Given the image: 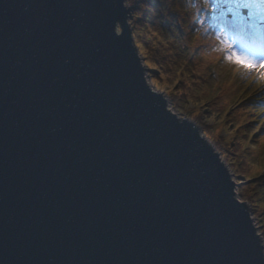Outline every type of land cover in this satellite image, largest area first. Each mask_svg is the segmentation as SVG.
Segmentation results:
<instances>
[{
	"label": "water",
	"instance_id": "95a60500",
	"mask_svg": "<svg viewBox=\"0 0 264 264\" xmlns=\"http://www.w3.org/2000/svg\"><path fill=\"white\" fill-rule=\"evenodd\" d=\"M125 0H0V264H264L238 183L145 79Z\"/></svg>",
	"mask_w": 264,
	"mask_h": 264
},
{
	"label": "trees",
	"instance_id": "16d2710c",
	"mask_svg": "<svg viewBox=\"0 0 264 264\" xmlns=\"http://www.w3.org/2000/svg\"><path fill=\"white\" fill-rule=\"evenodd\" d=\"M126 4L146 70L166 89L175 109L201 127L239 181L240 199L264 220V140H257L256 129L264 121L263 97L249 91L254 82L212 79L229 39L260 48L262 36H246L239 26H232L226 5L217 7L224 0H126ZM205 120L212 123L206 125Z\"/></svg>",
	"mask_w": 264,
	"mask_h": 264
},
{
	"label": "rangeland",
	"instance_id": "374dc122",
	"mask_svg": "<svg viewBox=\"0 0 264 264\" xmlns=\"http://www.w3.org/2000/svg\"><path fill=\"white\" fill-rule=\"evenodd\" d=\"M125 5L127 7H129L126 4V0H125ZM129 15H130V18H129V24H130L131 18H132L131 9H130ZM262 24H264V20H261L259 17H257V25L261 26ZM178 43H179V40H178ZM228 43H232L233 44V50H235V51L245 52L246 50H259V55L260 56H264V51H262L261 49L254 48L252 45L247 44L245 41L239 42V43H234V41L229 40V41H227V44ZM134 45H135V43H134ZM181 46H182L183 50L189 51V49H187L183 44ZM226 46L227 45H225V47ZM222 49H223V46H222ZM138 53L141 56L139 50H138ZM247 54L252 56V58H254V59L257 58L256 56H253L252 51H248ZM225 57H226V54L223 56L222 60L220 61L219 66L215 70V74L213 75L212 79L214 81H216L217 79H220V80L235 79L239 83L254 82V85L249 89V91H254V93L260 94V96L263 97V101H264V71L249 70V69L245 68L244 66H242L240 64H237L235 62H231V61L227 60ZM141 58H142V56H141ZM142 60H143V58H142ZM142 63H143V66L145 68H147V66L145 65L144 60H143ZM146 72L147 73L145 74V79H146L147 84L150 87H152L153 90H155L157 92H161V93H163L165 95V97L167 99V106L171 110V112H173L178 118H187V119L191 120L187 116L181 115L180 112L175 109L176 107L173 106L169 96L167 95V91L163 87V85L159 84L157 81H156L157 82L156 84H153V81H155V79L153 78L151 72L147 71V70H146ZM189 108H191V106H189ZM191 121L194 124H196L201 129V127L197 123H195V121H193V120H191ZM204 122H205L206 125H208V124L210 125L212 123V120H205ZM256 129H257V133H258L257 140L258 139L259 140H264V121H263V119H261L260 123L257 124ZM201 131H202V134L204 135L202 129H201ZM222 135H224V132H222ZM205 138L210 142V140L206 136H205ZM223 162H224V160H223ZM229 171L231 172L230 169H229ZM231 174L233 176V180L236 183H238L239 181H237V179H235V177H234L232 172H231ZM238 187L239 186H237V188L235 190L236 196H237V198L240 201L243 202V200H241L240 197H239ZM249 211H250V217L253 220L254 226L257 228V233L261 237L262 245L264 247V220L260 221V219H259L260 216L257 218V216H255L253 211H251L250 209H249ZM263 252H264V249H263Z\"/></svg>",
	"mask_w": 264,
	"mask_h": 264
},
{
	"label": "snow or ice",
	"instance_id": "6c2138e0",
	"mask_svg": "<svg viewBox=\"0 0 264 264\" xmlns=\"http://www.w3.org/2000/svg\"><path fill=\"white\" fill-rule=\"evenodd\" d=\"M226 5V11L232 16L231 25L239 26L240 29H247L248 31L255 34L258 31L257 28V17L264 20V0H224V4L217 5V7H224ZM204 7H208L207 4ZM223 15V12L221 13ZM264 28V24L260 26ZM224 29L221 28L217 34L219 35ZM223 39V36L221 37ZM252 51V58L247 52ZM226 59L244 66L249 70H260L264 71V56L259 55V50H246L245 52H239L233 50V44L228 43L226 48ZM152 67V65H149ZM153 81V84H156Z\"/></svg>",
	"mask_w": 264,
	"mask_h": 264
}]
</instances>
